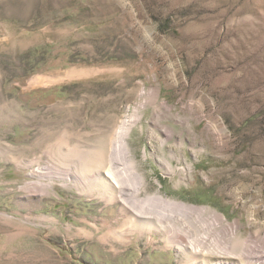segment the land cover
I'll return each mask as SVG.
<instances>
[{
	"label": "rangeland",
	"instance_id": "rangeland-1",
	"mask_svg": "<svg viewBox=\"0 0 264 264\" xmlns=\"http://www.w3.org/2000/svg\"><path fill=\"white\" fill-rule=\"evenodd\" d=\"M0 264H264V0H0Z\"/></svg>",
	"mask_w": 264,
	"mask_h": 264
},
{
	"label": "bare ground",
	"instance_id": "bare-ground-1",
	"mask_svg": "<svg viewBox=\"0 0 264 264\" xmlns=\"http://www.w3.org/2000/svg\"><path fill=\"white\" fill-rule=\"evenodd\" d=\"M122 140L124 142L125 139L122 137ZM123 146H127L126 142H124ZM96 167L97 169L92 170V172L96 175V184L100 186L99 188L108 192L110 194L109 198L121 199L124 208H129L130 206L136 209L130 215V219L134 224L154 226L167 234L172 232L174 235V233H179L181 229H184V232L191 233L193 230L192 226L196 224V220L202 221L206 217L205 212L207 209L205 207L187 205L182 203L181 200L179 202L162 197L161 195L140 197L143 190V186H140L142 181L141 179L135 180V175H133L135 173L133 171L113 172L111 168L104 171L99 163ZM131 167L135 169L134 162H132ZM130 181L132 184L134 183L133 181L137 183V186L134 187L135 189L131 190L130 186L127 185L131 184Z\"/></svg>",
	"mask_w": 264,
	"mask_h": 264
}]
</instances>
